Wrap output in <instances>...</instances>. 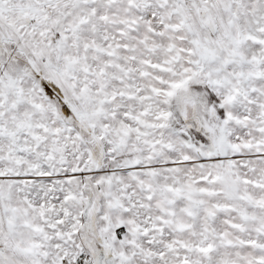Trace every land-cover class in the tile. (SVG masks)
Listing matches in <instances>:
<instances>
[{
    "label": "snow or ice",
    "instance_id": "6c2138e0",
    "mask_svg": "<svg viewBox=\"0 0 264 264\" xmlns=\"http://www.w3.org/2000/svg\"><path fill=\"white\" fill-rule=\"evenodd\" d=\"M0 264H264V0H0Z\"/></svg>",
    "mask_w": 264,
    "mask_h": 264
}]
</instances>
